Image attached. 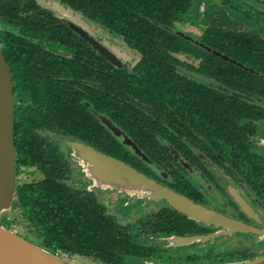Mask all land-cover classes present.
<instances>
[{"label":"flooded vegetation","instance_id":"af4514ba","mask_svg":"<svg viewBox=\"0 0 264 264\" xmlns=\"http://www.w3.org/2000/svg\"><path fill=\"white\" fill-rule=\"evenodd\" d=\"M104 1L105 21L0 0L16 150L0 225L78 264H264V0ZM98 151L189 211L100 186Z\"/></svg>","mask_w":264,"mask_h":264},{"label":"water","instance_id":"95a60500","mask_svg":"<svg viewBox=\"0 0 264 264\" xmlns=\"http://www.w3.org/2000/svg\"><path fill=\"white\" fill-rule=\"evenodd\" d=\"M99 51L116 62V59L101 49L100 45ZM13 122L11 76L0 54V212L11 210L16 193ZM91 159L100 186L123 190L153 200L166 198L178 208L189 211L186 197L160 185L130 164L100 151L92 155ZM0 264L78 263L51 253L0 225Z\"/></svg>","mask_w":264,"mask_h":264},{"label":"trees","instance_id":"16d2710c","mask_svg":"<svg viewBox=\"0 0 264 264\" xmlns=\"http://www.w3.org/2000/svg\"><path fill=\"white\" fill-rule=\"evenodd\" d=\"M68 1H70L72 4H76V5H80V6H82V7H85V6H87V7H92V6H96L97 8H96V11H97V14H98V18H101V17H104L105 16V11H106V7H107V2H105L104 0H98V1H96V0H78V2H76L75 0H68ZM160 1H163V0H160ZM159 1V2H160ZM179 3V2H178ZM120 4H121V2H120ZM127 4H133V5H140L141 4V1H134V0H129V2L127 3ZM152 2H144L143 4H142V6H144L145 7V9H148V7L149 6H152ZM164 5H166V2H161L160 4H159V7L160 6H164ZM84 12H86V13H89L90 14V12H91V9L90 8H88V9H86V10H83ZM103 20L102 21H105L106 20V18L104 17V18H102ZM24 201H26V198H24ZM43 228V226H41V229ZM75 235H77V233L75 232ZM45 236H50L51 238H53V240H55V241H57V243L58 244H60L61 246H62V244H61V242L59 241V238H55V236H53L52 234H50V233H45ZM75 243H77V242H75ZM69 243L68 242H65L64 243V245L65 246H67ZM63 247V246H62ZM64 248V247H63Z\"/></svg>","mask_w":264,"mask_h":264}]
</instances>
